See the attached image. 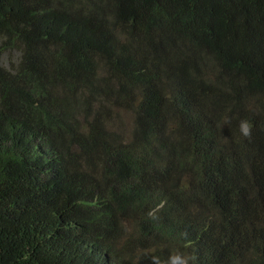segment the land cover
Wrapping results in <instances>:
<instances>
[{"label":"trees","instance_id":"1","mask_svg":"<svg viewBox=\"0 0 264 264\" xmlns=\"http://www.w3.org/2000/svg\"><path fill=\"white\" fill-rule=\"evenodd\" d=\"M177 250L264 264V0H0V264Z\"/></svg>","mask_w":264,"mask_h":264},{"label":"clouds","instance_id":"2","mask_svg":"<svg viewBox=\"0 0 264 264\" xmlns=\"http://www.w3.org/2000/svg\"><path fill=\"white\" fill-rule=\"evenodd\" d=\"M239 130L242 136L250 137L252 131V123L247 119H242L239 122ZM149 216L156 219L155 211H150ZM197 257L192 254H187L177 250L171 253L166 260L161 261L158 257H151L152 264H194Z\"/></svg>","mask_w":264,"mask_h":264},{"label":"rangeland","instance_id":"3","mask_svg":"<svg viewBox=\"0 0 264 264\" xmlns=\"http://www.w3.org/2000/svg\"><path fill=\"white\" fill-rule=\"evenodd\" d=\"M4 63L8 66L10 65H16L19 60V52L14 51L11 54H7L4 56ZM127 125H131V116H127Z\"/></svg>","mask_w":264,"mask_h":264}]
</instances>
